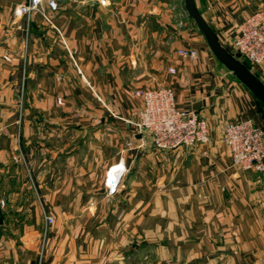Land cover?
I'll return each instance as SVG.
<instances>
[{"label": "crops", "instance_id": "0c3cea01", "mask_svg": "<svg viewBox=\"0 0 264 264\" xmlns=\"http://www.w3.org/2000/svg\"><path fill=\"white\" fill-rule=\"evenodd\" d=\"M30 1L0 0V264H261L264 172L234 165L222 133L238 119L264 128V106L185 0H42L16 12ZM195 2L229 50L264 8ZM188 47L196 58L179 54ZM251 68L264 82V63ZM156 86L207 120L208 143L163 151L137 129L135 91Z\"/></svg>", "mask_w": 264, "mask_h": 264}, {"label": "built area", "instance_id": "2783aa9c", "mask_svg": "<svg viewBox=\"0 0 264 264\" xmlns=\"http://www.w3.org/2000/svg\"><path fill=\"white\" fill-rule=\"evenodd\" d=\"M42 0H31L17 9V13H28L38 9ZM52 9L57 8L56 0H49ZM179 54L196 58L198 50L193 47L179 49ZM232 53L248 60L252 65L264 63V8L250 14L236 29L232 43ZM172 72L175 69L171 68ZM141 99V108L133 124L147 133L155 148L169 151L181 146L191 147L210 141V126L207 120L194 109L179 106L176 92L171 86H156L135 91ZM222 140L230 150L233 164L245 169L264 172V128L251 120L228 121L223 126ZM114 166L109 170L107 184L115 175ZM118 177V176H117ZM6 205L0 199V208ZM47 224L55 218L46 215ZM261 264H264V257Z\"/></svg>", "mask_w": 264, "mask_h": 264}, {"label": "water", "instance_id": "95a60500", "mask_svg": "<svg viewBox=\"0 0 264 264\" xmlns=\"http://www.w3.org/2000/svg\"><path fill=\"white\" fill-rule=\"evenodd\" d=\"M185 9L204 35L211 51L216 58L230 70L237 79L243 83L262 103L264 106V82L259 76L243 61L236 57L227 47H225L213 28L198 9L195 0H185ZM114 177L110 179L111 190H115L119 183V177L122 174L120 166L114 168ZM118 176V177H117Z\"/></svg>", "mask_w": 264, "mask_h": 264}, {"label": "trees", "instance_id": "16d2710c", "mask_svg": "<svg viewBox=\"0 0 264 264\" xmlns=\"http://www.w3.org/2000/svg\"><path fill=\"white\" fill-rule=\"evenodd\" d=\"M240 60L243 61L244 63H246L251 68V63L248 60L242 59V58Z\"/></svg>", "mask_w": 264, "mask_h": 264}, {"label": "rangeland", "instance_id": "374dc122", "mask_svg": "<svg viewBox=\"0 0 264 264\" xmlns=\"http://www.w3.org/2000/svg\"><path fill=\"white\" fill-rule=\"evenodd\" d=\"M183 9H184V5H183ZM184 13H185V9H184ZM185 14L188 15L187 12H186ZM203 37H204V36H203ZM230 51L232 52V50H230ZM251 69H252V68H251Z\"/></svg>", "mask_w": 264, "mask_h": 264}]
</instances>
